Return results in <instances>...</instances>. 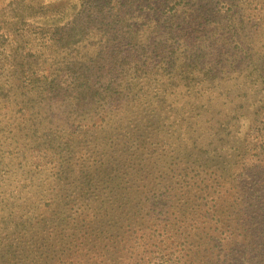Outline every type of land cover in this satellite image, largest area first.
<instances>
[{
	"label": "trees",
	"instance_id": "1",
	"mask_svg": "<svg viewBox=\"0 0 264 264\" xmlns=\"http://www.w3.org/2000/svg\"><path fill=\"white\" fill-rule=\"evenodd\" d=\"M32 1L0 21V264H264V0Z\"/></svg>",
	"mask_w": 264,
	"mask_h": 264
},
{
	"label": "rangeland",
	"instance_id": "2",
	"mask_svg": "<svg viewBox=\"0 0 264 264\" xmlns=\"http://www.w3.org/2000/svg\"><path fill=\"white\" fill-rule=\"evenodd\" d=\"M13 2H14V0H0V21L2 20V18H1L2 15L5 14V13H7L8 11H10V9H12ZM32 2L39 5V4L45 3L46 0H33ZM207 36H209V33H208ZM205 38H206V36L204 37V39ZM231 83L232 82L224 83L222 86H225L226 89L229 90ZM228 92H229V99H224L225 98L224 95H222V97L219 98L215 94H213L212 98H214V101L211 102L210 108L207 109L209 112L204 113V110L205 109L202 110V125H201V128H202L203 139H206L207 138V135L209 136L213 132L212 126L215 127V124L213 125V123H214V121L216 119L215 118L216 113L217 112H220L221 114L227 113L228 109L230 108L229 106H227V107L226 106H223L222 105L223 104V101L226 104H227V102L230 99L233 100V101H235V99H234L235 98L234 95L236 94L235 90L234 89H231ZM181 97H183V96H181ZM205 98H206V95L203 96V99H205ZM184 99L185 100H188L189 98H184ZM200 102H202V99L200 100ZM211 117H214V120L211 121V122H207V124H206V121H209L211 119ZM208 127L209 128H212V129L207 133V132H205V129H207Z\"/></svg>",
	"mask_w": 264,
	"mask_h": 264
}]
</instances>
